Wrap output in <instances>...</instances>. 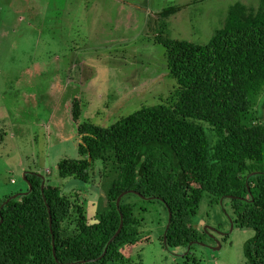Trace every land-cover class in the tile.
<instances>
[{"label": "trees", "instance_id": "trees-1", "mask_svg": "<svg viewBox=\"0 0 264 264\" xmlns=\"http://www.w3.org/2000/svg\"><path fill=\"white\" fill-rule=\"evenodd\" d=\"M179 10L158 13L155 36L174 80L168 95L106 127L78 124V158L57 163L59 178L95 196L91 217L76 188L24 172L26 191L0 199V264H140L127 253L148 242L144 214L155 203L166 216L160 247L200 264L191 249L214 236L196 229L204 198L227 200L230 231L253 230L245 264H264V0L233 5L204 44L164 36ZM71 114L76 122L77 101Z\"/></svg>", "mask_w": 264, "mask_h": 264}, {"label": "rangeland", "instance_id": "rangeland-1", "mask_svg": "<svg viewBox=\"0 0 264 264\" xmlns=\"http://www.w3.org/2000/svg\"><path fill=\"white\" fill-rule=\"evenodd\" d=\"M236 3L256 9L259 0H0V199L26 191L23 174L33 172L64 192L76 188L90 218L95 196L57 173L60 160L78 158L77 125L106 127L168 95L174 80L155 42L159 12L180 8L166 19L164 36L204 44ZM260 117L264 123V109ZM228 214L227 200L203 199L196 229L214 236L200 237L191 249L200 264H245L243 245L253 230L230 231ZM144 219L148 242L128 251L132 263L183 264L186 249L159 245L162 207L155 203Z\"/></svg>", "mask_w": 264, "mask_h": 264}, {"label": "water", "instance_id": "water-1", "mask_svg": "<svg viewBox=\"0 0 264 264\" xmlns=\"http://www.w3.org/2000/svg\"><path fill=\"white\" fill-rule=\"evenodd\" d=\"M118 200H119V197L117 198V201H116V203H118ZM205 230V229H204ZM116 235V234H115ZM114 235V236H115ZM219 247H220V245H219V243H217V247L216 248H213V249H219ZM54 253V252H53Z\"/></svg>", "mask_w": 264, "mask_h": 264}]
</instances>
